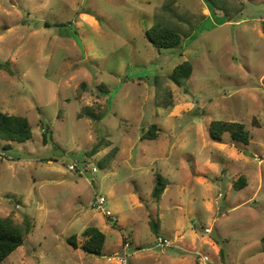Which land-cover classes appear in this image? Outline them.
Masks as SVG:
<instances>
[{
	"label": "rangeland",
	"instance_id": "1",
	"mask_svg": "<svg viewBox=\"0 0 264 264\" xmlns=\"http://www.w3.org/2000/svg\"><path fill=\"white\" fill-rule=\"evenodd\" d=\"M209 1L0 0V63L13 71H0V110L32 128L25 143L0 140V218L31 223L1 264H119L123 239L128 264H264V0ZM165 5L168 26L190 34L177 49L143 35ZM184 61L178 87L167 76ZM218 120L243 123L250 143L209 139ZM152 124L157 139H142ZM155 173L169 181L157 202ZM99 195L115 226L90 207ZM89 226L106 237L99 257L66 243Z\"/></svg>",
	"mask_w": 264,
	"mask_h": 264
},
{
	"label": "trees",
	"instance_id": "2",
	"mask_svg": "<svg viewBox=\"0 0 264 264\" xmlns=\"http://www.w3.org/2000/svg\"><path fill=\"white\" fill-rule=\"evenodd\" d=\"M209 1V0H208ZM210 2V1H209ZM213 5V9H215ZM162 13L156 14V23L152 27L143 32L145 40L156 49H177L183 38L190 36L189 32L182 31L178 26L169 27V22L166 20L164 14L170 13V7L165 5L161 8ZM6 70L9 74H13V71L6 63H0V71ZM193 67L189 61H184L177 65L172 73L167 76L173 84L178 87L183 86L192 75ZM102 91L101 93H104ZM82 113L93 121L101 119L102 114H97L90 107L82 109ZM81 113V114H82ZM50 130L47 127L43 128L42 143L45 145L48 141L47 133ZM228 134L232 142L241 145H248L251 141V135L249 130L243 123L234 121H212L208 127V137L212 141L221 142L222 136ZM158 137V128L155 124L150 125L142 135V139L156 140ZM32 138V128L28 120L19 115H10L0 110V140L5 142L3 149L11 148V143H25ZM100 151V144L96 143L91 150L85 152V155L92 157ZM114 149L108 157L115 154ZM107 157V158H108ZM169 185V181L158 173L154 174L153 187L151 190V199L157 202L161 195L164 193L166 187ZM233 189L240 191L247 186L245 178L239 177L233 182ZM140 198V197H139ZM149 227L151 232L158 236L159 233V221L157 218H153L149 214ZM115 226V223L112 224ZM121 231V229L119 228ZM31 231V223L28 219H25L22 226L14 224L9 218H0V264L8 258L16 249L23 245V239L25 235H28ZM81 236L84 238V242L78 246L77 238L70 236L67 238L66 243L74 250L80 249L83 253L90 256L99 257L103 251L106 237L97 227H86ZM260 241L264 244V235L260 238ZM129 243L126 239H123V244ZM131 246V244L129 243ZM264 255V248L262 249Z\"/></svg>",
	"mask_w": 264,
	"mask_h": 264
},
{
	"label": "built area",
	"instance_id": "3",
	"mask_svg": "<svg viewBox=\"0 0 264 264\" xmlns=\"http://www.w3.org/2000/svg\"><path fill=\"white\" fill-rule=\"evenodd\" d=\"M256 156V155H255ZM4 157V154H0V159ZM257 158V156H256ZM70 169H73V167H70ZM106 204V198L103 195L95 196V201L91 204L90 207H92L95 211L103 214L105 217H107L110 222L113 224L115 223L114 218L110 215L109 211L104 209V205ZM207 233L210 232L209 229L205 230ZM155 242L158 247L168 248L171 247L172 243L169 241V239L163 237V236H156ZM130 250L129 243H124L121 247L120 251L114 253L110 259H116L119 264H128V254ZM194 255L196 256V259L199 260L201 263H209L210 258L202 254L200 252H195Z\"/></svg>",
	"mask_w": 264,
	"mask_h": 264
}]
</instances>
